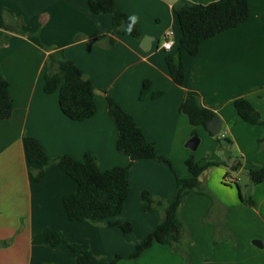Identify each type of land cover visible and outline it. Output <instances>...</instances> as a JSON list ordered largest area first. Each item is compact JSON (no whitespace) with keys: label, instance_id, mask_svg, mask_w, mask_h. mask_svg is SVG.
Here are the masks:
<instances>
[{"label":"crops","instance_id":"0c3cea01","mask_svg":"<svg viewBox=\"0 0 264 264\" xmlns=\"http://www.w3.org/2000/svg\"><path fill=\"white\" fill-rule=\"evenodd\" d=\"M117 4L137 23L143 37H153L149 50L142 48L143 38L130 33L112 35L113 45L106 38L91 42L109 34L113 16L92 12L88 0H0L1 7L24 21L26 32L10 33L7 42L0 43V75L8 79L14 103L12 116L0 120V240L11 241L0 245V264H79L78 253L68 244L52 245L45 239L43 231L48 228L78 249L108 259L122 255L117 264H184L177 251L160 242L136 258L128 256L163 217L161 210H146L143 192L173 201L177 175L189 176L188 140L197 127L204 129L203 136L208 133L212 137L203 126H193L180 110L189 93L222 118L221 133L231 134L245 158L243 167L234 171L238 193L219 182L229 175L225 169L212 172L208 179V169L203 172L206 192L184 191L179 217L190 240L191 264H264V180L258 184L250 180L245 193L238 176L245 167L264 166V144L260 142L264 124L246 122L234 105L236 98L246 97L264 118V0H250L247 20L204 40L196 55L183 54L186 78L181 85L167 65V56L176 52L181 37L173 3L117 0ZM170 31L173 46L166 49L163 44ZM5 34L0 28V38ZM60 49L97 90V111L82 121L64 114L59 90L47 93L44 88L47 55ZM145 80L151 87L141 99ZM158 91L162 94L154 97ZM107 97L134 117L147 139L172 163L154 159L132 163L128 171L131 191L115 219L133 222V233L110 226L106 220H69L63 197L78 191L76 181L58 165L47 167L44 178L37 180L40 166L28 162L25 155L23 138L29 135L38 139L51 157L69 154L83 159L92 152L101 170L127 165L129 157L117 149L118 128L109 115ZM240 192L252 197L254 204L244 203ZM217 221L225 224L222 234ZM256 239L263 245H256Z\"/></svg>","mask_w":264,"mask_h":264},{"label":"trees","instance_id":"16d2710c","mask_svg":"<svg viewBox=\"0 0 264 264\" xmlns=\"http://www.w3.org/2000/svg\"><path fill=\"white\" fill-rule=\"evenodd\" d=\"M88 4L94 13L108 12L113 16L109 34L95 38L91 42L98 43L106 38L109 45H113L115 38L112 35L123 33H130L138 39L143 38L137 23L118 7L117 0H88ZM173 11L181 28V37L176 52L167 56V65L174 81L181 85L186 78L183 54L196 55L204 40L246 21L250 13V0H215L210 3L177 0L173 3ZM23 27L24 22L17 18L12 10L0 6V28L6 33L3 38H0V43L7 42L10 33L25 35ZM150 87L151 82L145 80L141 90V99ZM44 88L47 93L59 90L60 107L64 114L73 120H85L97 111L96 88L73 61L64 58L62 49L50 51L47 55ZM161 94L162 92L158 91L153 96L158 97ZM107 102L109 115L114 119L118 128L117 149L129 157L130 162L127 165L101 170L99 159L92 152H87L83 159L69 154L51 157L47 154L43 144L29 135L23 138L25 155L28 162L40 166L35 176L37 180L44 178L47 167L58 165L76 181L78 191L63 197L69 220L94 223L106 220L110 226L118 227L125 233H133L135 231L133 222L115 219L123 211L131 191L128 171L132 163L141 159H154L170 165L172 163L168 157L158 152L155 142L147 139L134 117L120 103L111 97H107ZM234 105L240 117L246 122L264 124L261 113L248 98H236ZM13 109L14 103L9 81L1 74L0 120L10 118ZM180 110L188 116L193 126H203L212 136L216 137L219 146L226 151L227 160L205 162L196 160L193 156L188 158L186 165L189 176L177 175L176 194L171 202L156 198L149 191H144L143 199L148 202L146 210L148 212L161 210L163 217L157 227L136 244L129 258L138 257L154 242H160L170 245L177 251L183 257L184 264H191L190 240L185 236L186 225L179 217L184 191L193 189L206 192L207 189L202 185L201 175L212 166L224 164L233 171L243 167L242 158L233 151V140L230 137H219L209 131L207 124L217 115L214 110L203 106L199 97L193 93H189L184 98ZM194 134H197L196 131ZM222 140L226 142L225 145H222ZM228 174L230 175V171ZM248 174L252 184L261 183L264 180V166L250 168ZM240 195L244 203L254 204L252 197H246L241 192ZM216 227L219 234H222L225 224L217 221ZM43 235L52 245L68 244L74 252L78 253L79 264H117L123 258L122 255L117 254L114 258L108 259L98 256L91 250L78 249L53 229H45ZM10 242V240H0V245L5 246Z\"/></svg>","mask_w":264,"mask_h":264},{"label":"rangeland","instance_id":"374dc122","mask_svg":"<svg viewBox=\"0 0 264 264\" xmlns=\"http://www.w3.org/2000/svg\"><path fill=\"white\" fill-rule=\"evenodd\" d=\"M197 129H198L196 131L197 134H194V135L199 136L201 141H200V144L196 150H192L191 148L188 149V150H190V153H191L189 158L193 156L196 160L197 159H206V161L212 160L213 162L223 161V158L225 156H227L226 151H225V149H222L219 146V143H218L216 137L215 136L211 137L208 133H206V135L203 136L201 131L204 132V129L202 127H197ZM218 135H219V137H222V138L223 137H230L232 139L231 134L226 135V132L224 130L222 133L220 132V134H218ZM260 142L264 144V140H260ZM225 144H226V142L224 140H222V145H225ZM232 148H233V151L237 155H240V157L242 158V161L245 162L244 155H243V153L240 152V149L237 147L235 141H233ZM249 160H250V163H252L251 162L252 160L251 159H249ZM223 169L229 170L230 175H228L226 178L223 177L221 180H219V182L221 183V185H227V186L233 187L234 191L238 193V188L236 186V182L233 179L234 174H236V173L234 171H232L229 166H226L224 164L212 166V167L208 168V170L205 172V175H207V179H208L212 172L223 170ZM248 169H250V168L245 167L240 172V174L238 175L239 181L241 183L240 184L241 188L243 189V191L245 193L247 192L246 184H248L250 182Z\"/></svg>","mask_w":264,"mask_h":264},{"label":"water","instance_id":"95a60500","mask_svg":"<svg viewBox=\"0 0 264 264\" xmlns=\"http://www.w3.org/2000/svg\"><path fill=\"white\" fill-rule=\"evenodd\" d=\"M167 2L174 3L177 0H166ZM153 37L145 35L142 39V48L144 50H149L152 46ZM223 125V120L220 116L216 115L213 119H211L207 127L210 132H212L214 135H218L221 132ZM200 144V138L197 135L192 136L188 142L187 146H189L191 149L196 150ZM254 243L258 246H262L263 243L260 240H254Z\"/></svg>","mask_w":264,"mask_h":264},{"label":"built area","instance_id":"2783aa9c","mask_svg":"<svg viewBox=\"0 0 264 264\" xmlns=\"http://www.w3.org/2000/svg\"><path fill=\"white\" fill-rule=\"evenodd\" d=\"M173 32L170 31L166 34L163 47L166 49H170L173 46Z\"/></svg>","mask_w":264,"mask_h":264}]
</instances>
